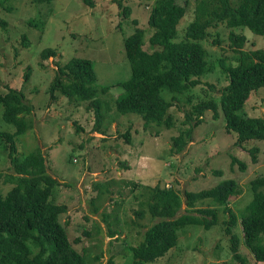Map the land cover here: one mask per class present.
Masks as SVG:
<instances>
[{
	"label": "rangeland",
	"instance_id": "1",
	"mask_svg": "<svg viewBox=\"0 0 264 264\" xmlns=\"http://www.w3.org/2000/svg\"><path fill=\"white\" fill-rule=\"evenodd\" d=\"M176 1L180 5L187 1L185 15L178 23L176 40H180L194 18L195 3ZM93 2L90 7L83 0H0V92H7L9 87L23 89L35 106L30 114L33 126L17 136L18 153L26 155L38 148L43 151L49 173L60 182L54 199L67 205L61 219L68 238L84 253L86 264H130L133 260L130 246L142 240L143 230L156 219L147 210L151 187L158 184L177 191L182 199L177 214H182L186 212L185 191L208 189L231 178L240 188L230 200L238 216L233 229L240 234V217L253 199L251 181L264 175V141L253 139L237 144V133L225 129L222 111L214 119L209 110L189 135L183 134L186 143L182 150L177 151L172 140L192 126L184 122V112L193 103L204 99L220 101L222 89L229 82L220 59L225 64L236 63L238 59L229 39L231 28L220 23L208 29L210 34L202 42L214 69L202 75V83L178 96L175 105L169 108L174 120L170 128L154 123L144 126L138 114L120 113L116 100L124 88L115 85L106 94L98 95L103 101L104 135L93 129L94 115L87 102L76 101L61 92H57V99L51 100L50 86L59 65L72 56L92 59L97 76L95 86L99 88L127 80L130 63L125 39L134 28L144 29V49L156 48L148 41L153 32L147 25L153 0H122L131 9L128 16L118 0ZM31 20H42L43 24L36 26ZM234 28L247 36L245 49L264 48V35L245 26ZM44 47H54L57 53L43 58ZM2 108L0 104V130L14 132L15 126L3 120ZM242 111L249 117L264 119V86L252 92ZM127 130L128 139L123 136ZM253 147H258L256 159L251 152ZM232 155L245 166L232 163ZM13 171L8 152L0 144V173ZM3 175L0 193L5 194L13 184ZM211 201L200 200L195 205L206 207ZM94 205L99 213L92 211ZM140 209L143 214L136 215L135 211ZM100 212L110 215L118 229L115 236H111L106 222L102 224ZM115 215L119 217L118 223L114 222ZM228 218L229 213L219 206L215 224L179 226L174 246L142 264H264L251 255L243 241L239 252L245 260L234 257L226 231ZM75 237L79 240L75 241Z\"/></svg>",
	"mask_w": 264,
	"mask_h": 264
},
{
	"label": "trees",
	"instance_id": "2",
	"mask_svg": "<svg viewBox=\"0 0 264 264\" xmlns=\"http://www.w3.org/2000/svg\"><path fill=\"white\" fill-rule=\"evenodd\" d=\"M51 2L52 0H37ZM90 7L93 0H83ZM124 15L131 9L118 0ZM194 18L186 26L183 37L176 40L178 23L185 15L187 1L183 5L176 0H153L147 18V25L153 30L148 41L156 46L152 51L143 48L144 29L136 26L125 39V50L130 63L129 78L114 85L95 86L96 73L89 57L72 56L59 65L50 86L51 100L57 99V92L76 101L87 102L94 115L93 129L106 134L102 129L103 101L98 95L106 94L117 85L124 88L116 100V108L122 114L135 113L143 125L156 124L170 128L173 116L169 108L175 105L178 96L191 91L202 83L201 76L212 71L213 65L207 58V48L203 44L211 27L225 23L231 32L229 39L238 52L236 63H223V71L229 75V82L222 89L220 101L213 99L193 103L184 112V122L191 123L180 134L173 137L177 151L183 149V134L192 132L203 122L205 112L212 111L218 119L222 111L226 119L225 129L237 133V144L249 140L264 141V119L249 117L243 109L253 91L264 86V48L245 49L247 36L237 33L234 27L245 26L257 34L264 35V0H194ZM42 25L43 21H30ZM137 24V20L133 19ZM26 35H23L25 38ZM220 41L219 39H216ZM56 48L44 47L41 56L48 58L56 54ZM29 72H26L28 78ZM2 118L15 126L14 132L0 130V144L7 150L13 173L2 174L13 186L7 193H0V264H86L83 252L77 250L68 238L66 224L61 216L67 205L54 199L59 180L48 171L46 157L41 148L26 155L18 153L17 136L33 126L30 114L35 106L27 99L23 89L9 87L0 92ZM127 139L129 130L123 134ZM256 159L258 147L251 148ZM245 166L238 157L232 155V163ZM218 174L222 171L217 170ZM253 199L246 213L240 217L241 233L233 226L238 216L231 207V198L240 192L235 179H227L217 185L200 190L185 191L186 212L177 214L181 207V195L170 187L158 184L150 189L147 210L156 219L142 233V240L131 245L133 260L130 264H142L162 256L174 246L177 228L186 223H199L207 227L218 221V207L222 206L229 218L226 231L230 234L231 249L235 258L244 261L239 252L240 244L249 248L257 261H264V175L251 181ZM212 199V204L198 207L200 200ZM94 199L90 202L93 203ZM92 211L99 213L94 205ZM142 215L143 211H135ZM108 225L111 236L118 233L110 215L100 212ZM137 224L136 220H132ZM114 222H119L115 215ZM75 241L79 237L74 238ZM36 248V249H35Z\"/></svg>",
	"mask_w": 264,
	"mask_h": 264
},
{
	"label": "crops",
	"instance_id": "3",
	"mask_svg": "<svg viewBox=\"0 0 264 264\" xmlns=\"http://www.w3.org/2000/svg\"><path fill=\"white\" fill-rule=\"evenodd\" d=\"M90 222H91V220H90ZM102 224H105V222H102ZM111 237V236H110Z\"/></svg>",
	"mask_w": 264,
	"mask_h": 264
}]
</instances>
